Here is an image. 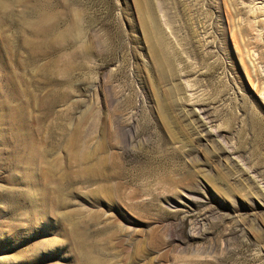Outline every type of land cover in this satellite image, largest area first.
<instances>
[{"label": "rangeland", "instance_id": "1", "mask_svg": "<svg viewBox=\"0 0 264 264\" xmlns=\"http://www.w3.org/2000/svg\"><path fill=\"white\" fill-rule=\"evenodd\" d=\"M0 2V264H264V0Z\"/></svg>", "mask_w": 264, "mask_h": 264}, {"label": "bare ground", "instance_id": "2", "mask_svg": "<svg viewBox=\"0 0 264 264\" xmlns=\"http://www.w3.org/2000/svg\"><path fill=\"white\" fill-rule=\"evenodd\" d=\"M3 2V1H2ZM2 2H0V3H2ZM5 2H3V4H4ZM5 5V4H4ZM2 5L0 4V7H1ZM2 8V7H1ZM0 8V9H1ZM4 9V8H3ZM3 9H1V10H3ZM5 11H6V9H5ZM5 11H3V12H5ZM8 11V10H7ZM9 12V11H8ZM11 12V11H10ZM13 12V11H12ZM0 13H2V11H0ZM3 14V13H2ZM7 14V13H6ZM6 14L4 13L3 15H5L6 16ZM10 15V14H9ZM12 16V15H11ZM2 17V16H1ZM4 18V17H3ZM40 26V25H39ZM22 27V26H21ZM25 26H23V28H24ZM40 28H42V27H40ZM25 29V28H24ZM70 32V31H69ZM106 175V174H105ZM109 177V176H108Z\"/></svg>", "mask_w": 264, "mask_h": 264}]
</instances>
